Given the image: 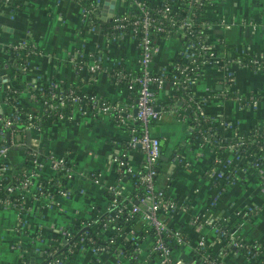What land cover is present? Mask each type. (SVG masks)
Masks as SVG:
<instances>
[{"label":"crops","instance_id":"0c3cea01","mask_svg":"<svg viewBox=\"0 0 264 264\" xmlns=\"http://www.w3.org/2000/svg\"><path fill=\"white\" fill-rule=\"evenodd\" d=\"M99 7L97 24L85 22L82 4L78 0H16L14 7H0V119L23 109L27 116H38L42 107L35 102L34 93L40 85L77 83L100 98L125 106L136 112V95L110 77L108 71L118 64L135 70L137 47L134 39L123 37L113 40L108 36L105 23L115 15L128 12L131 0H96ZM156 2L157 0H146ZM209 14L215 23L222 17L228 27L214 25L209 42L264 58V0H216ZM33 44L34 52L27 60L25 70L18 71L10 45L20 40ZM157 51L152 60L155 71H162L182 51L183 43L176 36L157 40ZM86 62L98 59L102 69L89 73L76 70L74 58ZM234 78L227 87L225 70L219 60H211L203 67L191 85L192 92L205 97V109L212 119H225L233 130L246 131L256 123H264V69L233 67ZM9 89L16 90L12 104L3 102ZM226 90L228 96H223ZM171 84L165 82L157 93V103L172 101ZM254 95L256 101L242 106L236 96ZM31 119V118H30ZM37 121V125L34 122ZM136 123L116 121L112 112L93 116L74 114L69 119L33 120L24 129L16 128L15 142L10 145L0 162L10 169L26 163V151L35 148L59 159L69 158L76 164V175L69 195H56L53 202L44 196L33 201V211L25 231H19V214L9 207H0V264H49L44 250L61 237L63 230L72 229L87 218L95 205H107L106 190L118 189L122 196L134 190L127 175H119L113 155H122L126 165L138 169L144 160L139 146L127 148L130 127ZM27 130L31 133L26 142ZM150 133L162 140L160 172L156 187L177 201V209L166 214L169 227L184 231L186 241L173 244V256L180 264H204L202 256H218L223 264H264V252L250 257L241 251L223 252L217 225H226L230 236L245 241L264 242V164L260 173L242 157L235 161L234 181L224 188L213 184L205 171L214 160L215 151L208 142H199L192 135L187 121L176 114L164 112L150 124ZM6 139V136H5ZM7 141V139H6ZM24 146V149L19 148ZM232 159L230 150L223 153ZM53 175L49 165L39 171L40 181ZM128 221V220H127ZM126 221V222H127ZM137 218L133 229L140 226ZM109 231H104L108 234ZM200 241L204 254L196 255ZM151 238L145 237L140 245L142 264H160L150 251ZM201 251V250H200ZM62 264H130L117 261L112 253H96L75 249Z\"/></svg>","mask_w":264,"mask_h":264},{"label":"built area","instance_id":"2783aa9c","mask_svg":"<svg viewBox=\"0 0 264 264\" xmlns=\"http://www.w3.org/2000/svg\"><path fill=\"white\" fill-rule=\"evenodd\" d=\"M216 0H157L147 2L146 0H131L132 8L128 12L115 15L106 22L108 36L113 40L130 37L134 39L137 47V65L135 70L128 69L122 64L109 69L108 74L113 81L124 85L136 95V112L133 116L125 106L113 104L108 100L100 98L92 91L85 90L77 83L57 84L54 82L40 85L34 93L35 102L42 109L38 116H27L29 120L40 119H69L74 114L81 116H93L96 113L112 112L116 121L127 123L132 119L136 123L130 127L126 147H140L144 154L142 165L138 169H131L126 165L122 155H113L116 163V171L120 175H127L133 183L134 189L141 185L142 193L135 195L134 201L123 202L119 206L114 197L103 209H93L87 217V221L79 220L71 230H63L61 237L54 243L51 250H44L49 257V264H62L64 260L75 249H88L96 253H112L117 261H126L130 264H142L139 259V246L129 251V257L125 256L119 246L124 239L132 238L133 227L117 226L116 217L123 209L129 214L139 213L142 222L147 223L154 229V237L151 239L150 251L159 260L160 264H180L173 256V244L178 245L186 241L184 231L177 227H169L166 218L162 214H168L177 209L178 203L175 199L168 197L163 190L156 188L155 177L160 157V139L150 133V122L152 119H159L164 112L176 114L179 119L188 122L189 127L202 142H208L215 151L214 160L211 166L205 171L208 179L215 185L224 188L234 181V169H229L231 162L245 157L250 161V167L260 173L263 163H260L246 148V142L240 138L242 131L233 130L231 136H236L234 142L227 144L213 141V137L228 136L227 129L230 125L225 119H212L205 109V97H200L192 92L191 85L199 77L205 64L211 60H219L225 70V86L230 85L234 78L233 67H250L253 69H264V58L249 53L237 51L227 46H215L209 42V32L212 27L218 24L221 27H228L229 23L220 17L215 23L209 14L213 13ZM82 4V12L85 22L90 25L97 24L99 19V3L96 0H78ZM7 5L14 7L16 0H0V7ZM161 38L176 36L183 43L179 56L171 61L170 65L162 71H155L152 67V60L157 51V40L155 35ZM18 71L25 70L27 60L34 52L32 43L27 40H20L9 46ZM232 50L239 54L234 55ZM76 70L85 69L87 74L96 73L102 69L98 59H92L91 63L81 59V56L73 59ZM165 82L171 84V102L159 105L157 103L158 90ZM223 96H228L226 90ZM16 90L9 89L4 95L3 102L12 104L15 100ZM242 106L253 104L256 99L254 95L247 97L236 96ZM16 112V109L14 110ZM13 111V112H14ZM21 114L10 113L0 119V156L5 155L14 140V124H19ZM31 118V119H30ZM29 121V123H31ZM138 122V123H137ZM137 124L140 126L138 128ZM213 125L218 127L222 134L213 131ZM264 126V123H262ZM29 125H25L23 128ZM9 131V139L6 141V132ZM264 131V129H263ZM198 139V136H195ZM221 138V137H220ZM6 142V143H5ZM264 146L259 145V147ZM220 152H217V151ZM225 150H230L232 159L223 156ZM30 159L18 169H10L5 161L0 162V207L15 209L19 214V231L24 232L28 219L33 211V201L37 196L44 195L53 202L56 195H69L76 175V164L69 158L59 159L52 154H44L42 157L35 148L26 151ZM49 165L53 175L40 181L39 171L42 167ZM60 173L64 179L55 178ZM16 174H19L17 176ZM50 189L42 190L44 186ZM3 191V192H2ZM115 195H121L118 189L110 190ZM134 191V190H133ZM2 192V193H1ZM39 194H33V193ZM125 197V196H124ZM116 208V211H114ZM106 216V217H105ZM138 217V218H139ZM128 219H126L127 221ZM89 227L94 236L106 243L97 245L93 234H88L84 228ZM177 228V229H176ZM217 231L223 244V252L241 251L248 254L249 251L243 247L248 244L241 238H234L229 235L228 230L217 225ZM85 231V232H84ZM104 231H109L104 234ZM72 236H74L72 238ZM259 245V241H256ZM67 246L66 255L58 248ZM48 250V251H47ZM199 250H204L203 241H200ZM263 252H258L250 257H255ZM204 254V253H203ZM204 264H223L218 257H210L209 254L202 256Z\"/></svg>","mask_w":264,"mask_h":264},{"label":"trees","instance_id":"16d2710c","mask_svg":"<svg viewBox=\"0 0 264 264\" xmlns=\"http://www.w3.org/2000/svg\"><path fill=\"white\" fill-rule=\"evenodd\" d=\"M106 25H108V23ZM155 38L158 39V38H161V36L157 34V35H155ZM232 53L234 55L239 54L235 50H232ZM0 62H2L1 58H0ZM25 112L26 111L23 110V109H18V110H16V112L15 111L11 112V113H16V114H21L20 115V120H19L20 121L19 125H22V127H19V129L23 128L25 125H29L30 124L29 123L30 120L27 117ZM6 116H10V113L8 115H6ZM154 121H155V119H152L150 124L152 122H154ZM34 124L37 125L38 124L37 121H35ZM137 126H138V128L140 127L138 124H137ZM212 129L216 133L222 134V131H220L218 129V127H216L215 125H213ZM263 129H264V126L262 125V123H256L251 128H249L248 130L242 131V134H241L240 138L246 142V146L245 147L249 149L250 153L254 154V157L256 158V160L258 162L264 164V146L259 147V145H263V142H264V131H263ZM192 135L193 136H198L197 141H199V142L202 141V139L199 137V135H200L199 133L197 135L195 131H192ZM220 137H213L212 140L213 141H217L219 143L227 144L229 142H234L237 139L236 136H231V135L220 136ZM160 144H161V151H160V157H161V153H162V140L161 139H160ZM217 152H220V151L218 150ZM39 154H40L41 157L44 155L43 151H41V150L39 151ZM160 157H159V161H158V165H157V175L160 172L159 171L160 170L159 163L161 161ZM28 159H30L29 155H27V157H26V162H27ZM234 168H235L234 163L231 162L230 165H229V169H234ZM16 175L19 176V174H16ZM157 175H156V177H157ZM54 177L55 178H61L62 180L64 179V176H61L60 173H56L54 175ZM156 177H155V180H156ZM155 184H156V182H155ZM156 188L159 189V190H162V189H160L158 187H156ZM46 189H50V186L47 185V186H44L42 188V190H46ZM141 193H142L141 185H139V187H136L134 189V191L131 193V195H129L127 197L120 196V195H115L113 191L106 190L107 202L110 203L112 201V199L115 197L117 199V201H118V205L117 206H119L121 203L128 202L129 200L134 201L135 200L134 199L135 195H140ZM33 194L36 195V194H39V193L35 192ZM95 208L100 209V206L95 205ZM114 211H116V208H114ZM165 215L166 214H162V216H164V217H165ZM138 217H139V213L129 214L128 210L125 208L116 217V223L112 224V229H115L117 226H122V227L133 226ZM126 219H128L127 222H126ZM81 220L87 221L88 218H83ZM221 227L224 230H228V227L226 225L222 224ZM83 230H85L89 235L93 234L92 230L89 227H86ZM93 236H94V234H93ZM132 236H133L132 238H128V239L122 240L120 242V245H119L122 248L123 253H125V256H127V257H129V255H128L129 251H131L135 246L140 245L145 237L148 236L149 238L153 239V237H154V229L151 226H149L147 223L140 222L139 228L134 230ZM73 237L74 236H72V238ZM95 240H96V244L97 245H103V244L106 243L104 240H101L98 237H95ZM245 243L248 244V246L247 247H243V248L249 251V253L247 254L248 256L255 255L258 252H264V242L259 241V245H257L256 241H245ZM52 248H53V246H49L47 249L51 250ZM58 250L61 253H65L66 255L70 254L67 251V246H61L60 248H58ZM196 253H197L196 255L201 256V255H203L204 251H202V250L200 251L199 250V251H196ZM44 254H45L46 259H48L46 253H44ZM209 256L218 259V256L211 255V254H209ZM27 260L28 259L24 255H22L21 261L24 264H27Z\"/></svg>","mask_w":264,"mask_h":264},{"label":"water","instance_id":"95a60500","mask_svg":"<svg viewBox=\"0 0 264 264\" xmlns=\"http://www.w3.org/2000/svg\"><path fill=\"white\" fill-rule=\"evenodd\" d=\"M13 127H15V128H19V127H22V125L14 124ZM26 135H27V137H26V142H27V144H28L29 141H30V138H31V133H30L29 130H27ZM6 139H7V140L9 139V131L6 132ZM19 148L24 149L25 147H24V146H20Z\"/></svg>","mask_w":264,"mask_h":264}]
</instances>
